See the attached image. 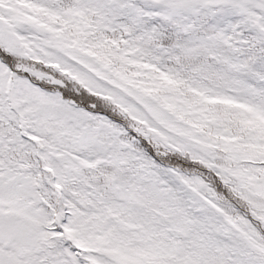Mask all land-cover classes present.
Listing matches in <instances>:
<instances>
[{"label":"snow or ice","instance_id":"1","mask_svg":"<svg viewBox=\"0 0 264 264\" xmlns=\"http://www.w3.org/2000/svg\"><path fill=\"white\" fill-rule=\"evenodd\" d=\"M0 264H264V0H0Z\"/></svg>","mask_w":264,"mask_h":264}]
</instances>
